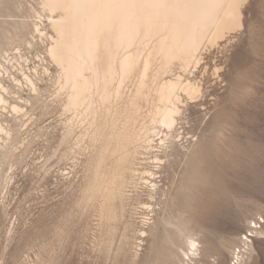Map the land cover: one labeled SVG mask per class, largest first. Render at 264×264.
<instances>
[{"label": "rangeland", "instance_id": "obj_1", "mask_svg": "<svg viewBox=\"0 0 264 264\" xmlns=\"http://www.w3.org/2000/svg\"><path fill=\"white\" fill-rule=\"evenodd\" d=\"M39 2L0 0V46L14 22L33 21L28 12L40 11ZM243 20L247 28L203 54L207 70L195 72L203 96L178 121L173 139L179 135L182 141L176 152L167 149V157L161 156L158 205L148 228L131 204L120 222L99 224L97 206L86 208L80 197L87 155L71 169L72 160L61 154L67 148L59 146L63 118L57 109L46 116L36 110L31 151L12 169L14 182L0 203V264H187L184 243L192 236L201 253L195 264H236L233 256L239 259L242 251L239 264H264V38L258 14L246 11ZM21 48L28 59L24 71L37 78L33 69L42 72L36 58L44 56L42 46ZM214 67L220 69L218 79ZM7 121L16 132L18 126ZM41 155L44 162L36 164ZM61 170L70 172L67 180Z\"/></svg>", "mask_w": 264, "mask_h": 264}, {"label": "bare ground", "instance_id": "obj_2", "mask_svg": "<svg viewBox=\"0 0 264 264\" xmlns=\"http://www.w3.org/2000/svg\"><path fill=\"white\" fill-rule=\"evenodd\" d=\"M111 2L129 0H40L42 14L31 7L33 21L14 22L12 34L6 33L0 46V203L14 182L12 169L31 151L36 110L46 116L57 109L63 118L59 146L67 148L61 153L63 160H72V169L77 158L87 155L83 205L88 209L96 205L99 224L111 226L123 219L131 204L141 212V226L149 227V216L158 205L163 158L167 149L175 153L182 141L179 135L173 139L178 121L188 105L203 96L202 82L195 77V72L207 70L203 54L242 27H237L231 0H135L197 5L186 8L69 6ZM22 46L43 48L44 56L36 57L42 72L33 69L37 78L24 71L28 59ZM212 72L220 78V69ZM42 77L48 79L44 88ZM7 118L18 126L16 132ZM43 162L41 155L36 164ZM3 163L8 172L3 171L6 166L2 170ZM60 173L63 180L70 174ZM138 234L146 237L143 230ZM192 238L187 237L181 254L187 264H195L201 255ZM241 253L239 259L233 256L236 264L246 256Z\"/></svg>", "mask_w": 264, "mask_h": 264}, {"label": "snow or ice", "instance_id": "obj_3", "mask_svg": "<svg viewBox=\"0 0 264 264\" xmlns=\"http://www.w3.org/2000/svg\"><path fill=\"white\" fill-rule=\"evenodd\" d=\"M44 7H49L48 3L43 5ZM70 7H101V8H111V9H145V8H186V7H196L197 5H187L179 3H164V2H153V3H136L135 0H129L126 3H104L100 5H81L73 4ZM230 8L233 12V17L237 21V27L247 28L248 26L244 24L243 14L246 11H253L254 15L258 14L261 17V35L264 38V0H260L259 5H256L253 0H231ZM258 8V13H257Z\"/></svg>", "mask_w": 264, "mask_h": 264}]
</instances>
